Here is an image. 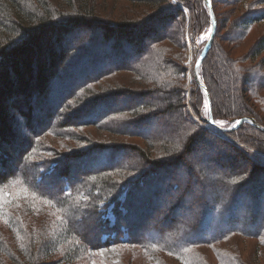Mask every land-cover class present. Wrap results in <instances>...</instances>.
<instances>
[{
  "label": "trees",
  "instance_id": "16d2710c",
  "mask_svg": "<svg viewBox=\"0 0 264 264\" xmlns=\"http://www.w3.org/2000/svg\"><path fill=\"white\" fill-rule=\"evenodd\" d=\"M119 1L134 12L109 20L94 0H0V264H115L96 253L104 245L129 251L116 264L137 250L155 264H261L264 132L205 123L185 62L186 38L210 27L204 0ZM218 1L198 70L213 120L264 127V0H224L240 12L232 21L230 12L219 19ZM120 70L130 75L122 87L107 80ZM238 240L254 241L249 259Z\"/></svg>",
  "mask_w": 264,
  "mask_h": 264
},
{
  "label": "rangeland",
  "instance_id": "374dc122",
  "mask_svg": "<svg viewBox=\"0 0 264 264\" xmlns=\"http://www.w3.org/2000/svg\"><path fill=\"white\" fill-rule=\"evenodd\" d=\"M247 1L252 2V1H256V0H247ZM94 2L95 3H99V4L102 3V5H104V9H100V15L102 17H104V18L109 19V20H111V19L112 20H115V19L119 20V19L122 18L121 15L123 16V14H127V12H128V14H132L134 12L131 9L128 10L127 4L124 3V2H122V1H119V0L117 2H114L112 0H105L106 3H104V0H94ZM218 3L219 4L217 6H218V9H219V13L221 12V15L219 14V19L220 20L223 19V18H225V16L227 15V12H230V15H231V17H230L231 20L230 21H232L236 16H238V14H240V12H236L234 10V9H236L235 8V5L231 6L230 3L228 5H226V2H224V0H219ZM256 8L258 9L259 7H256ZM246 15L247 14L245 12H243L242 15H241V17L243 18ZM256 26L258 27L257 28V32L260 29H262V31H264V21H261L260 24H256ZM209 28L205 32L201 33L194 40L193 43L192 42H189V38L188 37L186 38V42L188 44V47L186 49V52H185L184 57H185V62H186V65L188 67L189 72H190V70H192V72H193V66H194V63L196 62V60L199 57V51L201 50V48L203 49V47L206 45L207 38H208ZM228 29H229V27L227 29H224V28L222 29V32H224V35H225V33H227ZM158 30H160V29H158ZM238 30H239V28H238ZM64 43H68V40L65 41ZM203 44H204V46H203ZM247 47H248V44L247 43H245L244 45H240V46H234V50H233L232 53L233 54H236V55L242 54L247 49ZM106 50H108L107 47L105 48V51ZM125 63H124V65L127 66L128 62L126 64ZM124 67H122V68H124ZM112 68H114V66H112ZM104 71H106V68L105 69H100L97 72L102 73ZM117 72L114 74V77L112 76L113 78H109L107 80L109 82H111V83H116L117 81H119L118 82V83H120V86L119 87H122L123 86L122 84H124V83L127 84L126 81L130 80V75L125 70H120V71H117ZM189 76L190 75L187 73V78L188 79H189ZM142 91L143 90H141L140 92H142ZM65 96H66V94H64L63 97H65ZM27 100H29L28 99V95H27V97H24L23 98V101L25 103L23 101L20 102L21 106H23L21 108L22 111H25L26 110L24 107H25L26 104H28ZM5 108H7V111H8L7 112V114H8L7 115V118H8L9 123L12 124L13 130H15L16 132H18V130L19 131L20 130L23 131V124H24V123H22L23 120L21 118H19V117L16 116L14 109L10 108L9 106L8 107H5ZM39 113L40 114H38V115L41 116L42 115V111H40ZM90 114L95 115V113H90ZM33 119H36V118H33ZM13 122L15 123V125L13 124ZM231 126H228V127H231ZM14 127H16V128H14ZM228 127H225V128H228ZM86 130H87V132L88 131L90 132V130H91L92 133L98 134L97 131L93 127H90V129L87 128ZM116 138H117V143H121V142L126 143L127 145H125V146L130 147V148L131 147L132 148L138 147L137 144L139 146L140 145H144V141L143 140L137 139L135 137L122 138L121 136H118ZM125 140H127V141H125ZM61 142L68 143L66 140L65 141L64 140L59 141L58 139H55V140L52 141V143H54V144H61ZM65 151H67V150H62V152H65ZM124 154H123V156H124ZM198 156H200V154ZM205 158H207V157L200 156L197 159L199 160V163L203 164V163H207L205 161L206 160ZM104 159H105L104 157H99L98 163L104 162ZM133 160L138 161L139 160L138 155H134ZM30 162H31V159H28L27 160V163H30ZM92 162H94V161H89L87 164H90ZM161 174L162 173H160V175ZM180 175H181V173H179L177 171H174L172 174H170L171 178H174L176 176L179 177ZM161 177L163 178V182H165L166 181V178L164 179L165 175L163 174V175H161ZM156 182H157V179H156ZM101 205H103V202H101L99 204V206H101ZM155 205H156V207L153 205L154 206V209L152 210V212H153L152 217L155 218V220L157 219V221H158V220L161 219V216L164 214V212H163L164 208L163 207H165V204L162 205V203H161V206H158V205H160V201H159ZM263 205H264V202L261 203V206L262 207H263ZM109 209H110V206H108V208H107V210L105 212V217L108 218L109 222H113V215L111 214V212H110ZM247 228H252V226H248ZM113 236L114 235H112L111 238ZM121 240H122V242H127L126 236L123 235V237H122ZM238 242L241 243V246L243 248V255H244V257H246V258L249 259V253H250V251L248 250V248L252 247L254 241H250V240L249 241L238 240ZM246 247H247V249H246ZM96 253L99 255L100 259H102L103 261H105L107 263H115V264L118 263L120 260L121 261H125V260L129 259L130 256H131V255H129V251H127V250H121L120 251V250L116 249L112 245H108V246H105L104 245L99 250H97ZM157 259H158V256L155 255V254L148 255L147 257H145L144 254L140 250H137L135 252V255L133 256V261L130 262V264H155V262L157 261ZM257 259L261 262V264H264V253H263L262 256H259Z\"/></svg>",
  "mask_w": 264,
  "mask_h": 264
},
{
  "label": "water",
  "instance_id": "95a60500",
  "mask_svg": "<svg viewBox=\"0 0 264 264\" xmlns=\"http://www.w3.org/2000/svg\"><path fill=\"white\" fill-rule=\"evenodd\" d=\"M204 3L206 5L208 12H209V15H210V28H209V32H208V38H207L206 45L202 49L200 56L198 57V59L196 60V62L194 63V66H193L194 80H195L196 84L198 85V87L201 89V91L204 95V98H205V107L207 109V117H204L203 121L205 123H207L209 126H213L214 128H216V130H218L219 132H226V131L234 130L244 122L250 123L251 125L255 126L259 130L264 132V127L257 124L256 121L251 117L240 118L239 120L235 121L231 127H228V128H223V127L219 126L213 120L212 113H211V103H210V99L208 96V92H207L206 87L204 86V84L200 80V76L198 74V70L200 68L201 62H202L203 58L206 56L209 48L212 45L214 34L216 31V20H215V17H214L212 8H211L210 0H204Z\"/></svg>",
  "mask_w": 264,
  "mask_h": 264
},
{
  "label": "snow or ice",
  "instance_id": "6c2138e0",
  "mask_svg": "<svg viewBox=\"0 0 264 264\" xmlns=\"http://www.w3.org/2000/svg\"><path fill=\"white\" fill-rule=\"evenodd\" d=\"M217 123H219V122H217ZM233 182H235V181H233Z\"/></svg>",
  "mask_w": 264,
  "mask_h": 264
}]
</instances>
